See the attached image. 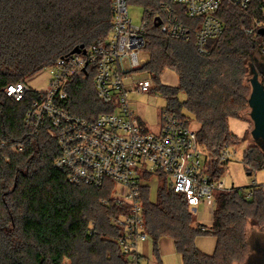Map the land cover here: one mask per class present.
<instances>
[{
    "label": "trees",
    "instance_id": "trees-1",
    "mask_svg": "<svg viewBox=\"0 0 264 264\" xmlns=\"http://www.w3.org/2000/svg\"><path fill=\"white\" fill-rule=\"evenodd\" d=\"M132 3L152 5L147 0ZM178 10L188 27H199V19H189ZM219 18L224 32L210 43L206 56L198 53L193 35L189 41L166 39L153 23L148 26L144 51L149 56L144 70L154 81L151 93L166 99L163 110L170 115L188 122V127L192 120L199 125L197 138L216 177L224 175L227 166L217 161L221 153L248 141L231 133L230 120L243 119L242 112L249 108L251 89L245 77L248 64L255 61L256 39L264 36L255 38L247 31L255 19L264 21V0H252L246 10L225 0ZM112 29L111 0H0V140L24 143L20 154L11 148L0 154V264H66L65 260L127 264L117 243L122 229L111 218L116 208L113 183L106 182L101 189L70 184L68 172L55 166L61 148L50 136V126L46 124L33 139L24 126L38 95L30 93L16 102L2 91L8 84L38 75L77 47L88 49L107 39ZM167 70L177 75L178 87L162 83ZM67 93L65 108L78 117L91 119L112 111L97 97L93 71L75 76ZM180 93L186 95L185 101L179 99ZM243 163L248 175L263 171V144L250 142ZM248 188L217 193L212 227L202 231L185 197L167 182L154 203L150 190L142 187L145 230L156 255L159 242L166 238L174 243L182 264L258 263L259 242H264V189L247 198L244 189ZM250 225L263 230L255 231L251 240ZM200 235L216 238L213 254L196 247Z\"/></svg>",
    "mask_w": 264,
    "mask_h": 264
},
{
    "label": "built area",
    "instance_id": "built-area-1",
    "mask_svg": "<svg viewBox=\"0 0 264 264\" xmlns=\"http://www.w3.org/2000/svg\"><path fill=\"white\" fill-rule=\"evenodd\" d=\"M147 1L152 5L145 7L143 22L137 26L129 11L132 0H111L113 29L109 37L80 53L60 57L36 75L46 72L44 88L31 84L34 76L2 89L16 102L23 101L30 93L38 95L25 115L24 126L30 131L31 139L39 136L46 124L50 126V136L61 148L55 166L68 172L70 184L101 189L106 182L113 183L112 198L116 208L111 218L113 224L122 229L117 243L127 264H144L140 244L151 239L145 230L141 205V180L145 175L165 177L167 184H171L176 194L185 197L195 213L204 205L207 212L212 210L214 214L217 193L238 189L228 184L225 174L216 177L210 172L197 131L188 127V122L162 110L161 131L152 133L139 117L132 100L135 94H151L154 87L152 75L144 70L147 60L141 57L147 45L149 24L155 25L159 19L160 26L156 28L166 39L189 41L193 35L198 53L206 56L210 43L224 32L219 11L225 0ZM251 1L230 0L244 10ZM178 9L189 19H199V27L192 29L182 22ZM261 29H264V21L255 19L254 27L247 33L256 38ZM260 49L264 54V40H260ZM91 71L98 99L112 107V111L85 119L67 111L65 103L72 79ZM260 83L264 88V76ZM7 148L20 154L24 152V143L10 145L0 140V154ZM230 158L227 148L217 161L224 167ZM249 187L244 189L247 198L253 197L256 190L264 189V183L254 180ZM206 224H202V231L208 230Z\"/></svg>",
    "mask_w": 264,
    "mask_h": 264
},
{
    "label": "rangeland",
    "instance_id": "rangeland-1",
    "mask_svg": "<svg viewBox=\"0 0 264 264\" xmlns=\"http://www.w3.org/2000/svg\"><path fill=\"white\" fill-rule=\"evenodd\" d=\"M130 16L133 19L134 25L140 26L143 22L144 13H145V7L138 3H131L129 6ZM258 41V48L254 53L255 62H250L248 64V73L245 77V84L250 87L252 91L251 86V80L255 77V74L259 75V79L264 76V54L262 53L260 49V41ZM141 57L145 58L147 62L149 61V56L143 52L141 54ZM167 72V73H166ZM163 76L164 79L169 82L174 87L177 85L178 80L175 75V73L171 70H167ZM46 72L42 73L38 78V82L42 83L46 78ZM162 76V77H163ZM162 80V78H161ZM33 85H38L33 83ZM138 101L145 106V109L148 113V115L152 118L156 117L158 113H160L163 109L167 107V101L166 99L160 95L159 93H155L145 96L140 95L137 97ZM179 99L181 101L186 100V95L184 93H180ZM251 109L248 108L247 110L242 112L243 119L238 118H232L230 120V131L233 133L238 139L243 140L244 138L248 137L247 142L241 143L238 147L235 148H229V151L231 153L230 161L228 162L226 169H225V178L227 179V182L230 186L234 185L235 188H244L249 187L253 184V181L257 179V181L264 180V171L257 172L254 175H248L243 163V157L244 154L248 148V144L250 142H255V140L252 137V130L254 128V124L250 118ZM191 129L197 131L199 128V125L192 120V123L190 124ZM165 177H161L158 174L153 175H145L141 180V185L146 188L147 190H150V201L154 203L157 200V194L160 187L165 185ZM169 187H171V184H168ZM118 190L120 188L117 186ZM112 214V211H111ZM195 217L200 224H206L208 230L212 227V217H213V211H206V208L204 205H201L198 208V212L195 213ZM255 231L262 232L263 230L256 227V226H249L248 229V238L251 240L252 237H254ZM217 240L212 235H200L196 239V247L202 251L205 254L211 255L215 252L216 249ZM154 245L151 243L152 249ZM163 261V264H182L181 257L179 255H175V253L167 252L165 257L161 258ZM65 263L68 264V260H65Z\"/></svg>",
    "mask_w": 264,
    "mask_h": 264
},
{
    "label": "crops",
    "instance_id": "crops-1",
    "mask_svg": "<svg viewBox=\"0 0 264 264\" xmlns=\"http://www.w3.org/2000/svg\"><path fill=\"white\" fill-rule=\"evenodd\" d=\"M164 76H165V74H164ZM164 76L162 77V83L164 85L174 87L173 85H171L169 82H167L164 79ZM38 77L39 76H36L34 79H32L31 84L32 85H33V83L38 84V85H33L36 88H44L45 87V80H46L47 76L42 83L38 82V79H39ZM176 77H177V75H176ZM177 80H178V77H177ZM178 86H179V81L175 87H178ZM149 95H151V94H148L145 96H149ZM139 96L140 95H136V94L132 96L134 107H135L139 117L141 118L142 121H144L146 123V126H147L149 131H151L152 133H155V134L160 133L161 128H162V122H161V117H160L161 112L158 113L156 115V117H154V118L150 117L148 115L146 109H145V106L138 101L137 97H139ZM255 180H257V179H255ZM258 182L264 183V180L258 181ZM212 223H213V217H212ZM151 243L154 245L152 239L140 244V250L144 256V264H163V261L161 258L165 257L167 252L175 253V255H179L176 251L174 243L170 239L164 238L159 242V244H158L159 257L156 255L155 245L153 246L154 249H152Z\"/></svg>",
    "mask_w": 264,
    "mask_h": 264
},
{
    "label": "water",
    "instance_id": "water-1",
    "mask_svg": "<svg viewBox=\"0 0 264 264\" xmlns=\"http://www.w3.org/2000/svg\"><path fill=\"white\" fill-rule=\"evenodd\" d=\"M160 26V20L157 19L155 27ZM260 35H264V29L259 31ZM84 46L75 48L71 54L80 53ZM252 91L249 98V108L251 109L250 118L254 124L251 132L253 139L256 142L263 144L264 151V88L260 83L259 75L251 80Z\"/></svg>",
    "mask_w": 264,
    "mask_h": 264
},
{
    "label": "flooded vegetation",
    "instance_id": "flooded-vegetation-1",
    "mask_svg": "<svg viewBox=\"0 0 264 264\" xmlns=\"http://www.w3.org/2000/svg\"><path fill=\"white\" fill-rule=\"evenodd\" d=\"M262 245H264V242H262V241L259 242V246H258L257 252L262 255V258L259 259V262L256 263V264H264V248H261ZM249 264H254V263L249 262Z\"/></svg>",
    "mask_w": 264,
    "mask_h": 264
}]
</instances>
